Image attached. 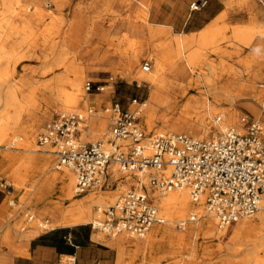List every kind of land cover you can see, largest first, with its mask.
Listing matches in <instances>:
<instances>
[{
    "label": "rangeland",
    "instance_id": "obj_1",
    "mask_svg": "<svg viewBox=\"0 0 264 264\" xmlns=\"http://www.w3.org/2000/svg\"><path fill=\"white\" fill-rule=\"evenodd\" d=\"M146 1L147 3L140 4L137 0H0V20L8 19L11 23L17 24L19 32H24L20 35H12L9 42L0 44V94L4 95L7 86L16 85L18 90L20 87L19 94L22 100L28 104V110L34 111L33 117H28L27 111L19 124L12 128L8 134L6 142L16 144L10 148H0V155L6 159L7 157L3 154L9 157L7 160L9 161L8 169L3 174L8 196L7 202L0 210V236L4 226L19 219L20 222L22 221L18 228L19 231L26 232L28 236H34L48 230L50 228L42 226L44 220L37 218L35 214L48 216L46 207L53 208L55 206L59 207L61 214L69 204L64 198V184L61 177L63 170L55 167L57 158L53 154L54 148H45L37 144L38 135L57 114L65 111L87 112L92 108L94 112L87 117L86 124L84 123L81 129L80 139L84 142H98L106 141L109 138L111 125L107 114L103 111L114 103L118 102L125 109L136 110L140 109L141 103L152 99L153 96L165 100L169 95L168 98L173 102V105L156 112L153 118L154 131H148L145 120L140 113V126L147 139L161 130L162 132H172L163 129L165 127L164 120L167 117H180L186 112V99L181 100L175 94H168L166 90L152 89L150 84L146 82L138 85L134 75L138 71L148 72L143 69L146 62L150 63V70H154L156 63L154 50L160 47L162 43L169 42L172 37L179 36L178 32L180 31L165 25L168 18L171 22L183 21L189 15L202 18L199 10L191 11L190 9L191 3L197 0H190V2L187 0ZM256 1L258 5L254 9L248 3L238 5V0H233L231 7L226 5L225 0H211L216 10L226 12V18L220 24V28L205 37V41L197 34L190 45L191 50L201 47L202 62H210L216 68L212 78L219 80V84L231 82L234 85L232 92L235 94L238 91H243V87L247 84L246 78L238 76V72H246L251 68L264 73V37L255 38L249 46L237 42L233 37L234 28L264 27V0ZM10 7L14 10V16L11 18L9 17ZM3 30V27L0 28V31ZM156 30L166 31L165 37H155L153 33ZM24 37L25 41H21L20 39ZM54 44H57L56 49L59 52L65 54V63L70 64L78 59L77 62L81 63L85 72L82 83V98L84 100L78 107L69 110L62 109L61 104L54 100L49 91L53 77L69 76L66 67L63 64L57 67L54 61L52 51ZM134 52L138 53L135 69L132 76H126L120 70L127 62L126 56L132 55ZM182 62L186 63L185 58L182 59ZM51 65H55V69L44 72ZM116 67H119L120 70L118 71ZM222 70L225 74L221 76ZM69 77H72V74ZM87 81H92L96 86H103L104 88L103 90L95 88L87 92L85 89ZM175 82L180 91L184 92L188 98L206 96L205 85L202 80L199 82L201 84L200 89L195 88L196 85L187 79L175 80ZM61 87L64 90L69 89L68 83L61 84ZM245 103L247 104V101L240 99L239 104ZM248 103L264 114V108L260 103L255 104L253 101ZM227 106V104L221 105L212 110L209 117L210 122H208L209 132L200 139L211 138L220 132L221 127L226 124L225 117L219 125L213 119L222 114L220 112ZM0 112L6 113L2 102ZM96 113L102 117L100 119L90 118ZM237 114L243 124L242 130L248 124L257 122L255 116L247 108L237 110ZM101 122H104L105 126L101 130L94 131L93 127L98 128ZM32 123L35 126L33 132H30L33 137L30 138L26 125ZM178 125L183 126L184 123L180 122ZM261 127L264 137L263 123H261ZM183 134L193 136L187 132ZM26 144L30 150H27ZM29 156H32L31 161H28ZM63 168L69 170L68 167ZM118 170L131 177L132 182L127 190L129 191L136 184V177L121 171L119 166ZM143 181L147 190L145 184L147 178H144ZM75 182L74 174V189ZM116 188L117 185L111 184L108 176L105 185L92 188L85 193L76 192V195L79 198H88L96 193L116 191L110 203L100 206L106 207L127 192H122L121 189L116 190ZM44 197L45 200L50 201L47 206L43 207V203L40 201ZM36 207L42 210H39L40 212L33 211V208ZM97 207L99 205H94L92 208V217L86 222L88 226L96 217ZM159 212L165 218L164 213L160 210ZM189 215L190 212L185 217L187 218ZM252 217L254 215L241 218L237 222L222 228L225 232L222 245L231 242L238 222ZM155 225L162 226L164 234L156 238L153 247H149L148 244L152 239V228ZM155 225L143 238H122L119 237L121 234L110 236L100 231L95 233L98 234L99 240L105 243L110 240H119L120 246L125 249L122 264H135L139 257V247L145 249L143 260L145 264H200L201 258L193 259L190 257L192 246L196 240L197 223H187L181 227L169 223ZM182 234L188 236L186 244L182 245V247L185 245L183 249L174 251L172 257L164 258L161 262L150 258L155 253L154 251L165 246L166 241L171 240L174 242V246H180L185 240ZM127 243L137 244V250L130 251ZM7 246L12 248L14 245L12 243L7 244L0 239V258L4 255L3 251ZM110 247L116 251L114 247ZM259 255L263 262L264 252L259 253ZM211 257L215 260L222 258L221 255L216 256V254ZM245 257L246 254L238 253L230 264H244ZM221 263L228 264V262L223 261ZM0 264H5V261L0 259ZM249 264H255V262L250 261Z\"/></svg>",
    "mask_w": 264,
    "mask_h": 264
},
{
    "label": "built area",
    "instance_id": "obj_2",
    "mask_svg": "<svg viewBox=\"0 0 264 264\" xmlns=\"http://www.w3.org/2000/svg\"><path fill=\"white\" fill-rule=\"evenodd\" d=\"M207 4L208 0H197L190 9L197 11ZM143 69L150 71V63L146 62ZM95 88L104 87L86 82L87 92ZM93 112L92 108L61 112L37 139L39 146L54 148L56 169L67 166L74 171L77 193L105 185L113 163L136 177V184L113 204L97 207L90 223L93 230L110 236H144L154 223L165 222L148 197L144 178L161 193L186 189L194 201L204 198L207 211L215 215L222 228L264 210V140L257 122L244 130L222 126L218 134L207 139L173 132H158L146 139L140 126L141 110L125 109L117 102L104 109L111 125L109 138L84 142L81 129ZM223 119L220 114L214 122L219 125ZM197 218L192 212L190 220ZM58 264L100 263H79L68 256Z\"/></svg>",
    "mask_w": 264,
    "mask_h": 264
},
{
    "label": "bare ground",
    "instance_id": "obj_3",
    "mask_svg": "<svg viewBox=\"0 0 264 264\" xmlns=\"http://www.w3.org/2000/svg\"><path fill=\"white\" fill-rule=\"evenodd\" d=\"M137 1L140 4L147 3L146 0ZM225 3L228 7H231L233 4V0H225ZM245 3H248L254 9L257 8L258 5L256 0H238V5H243ZM13 13L14 10L10 7V18L14 16ZM225 18L226 12H221L211 24L206 26L197 34H199L204 40L205 37H207L212 31L221 27L220 24L225 20ZM4 20L5 21L0 20V28H4L3 31H0V44L9 42V40L12 38V35H20L24 33L23 31L19 32L17 24H13L5 18ZM197 34L187 35L182 33L179 34L178 37H172L169 42L162 43L161 46L157 47L154 50L155 52L153 53L156 56L154 70H150L148 72L138 71L134 75L135 81H137L138 85L145 82L150 84V86L158 85L163 90H166L168 94H175L179 98H181V100L186 99V112L180 117H167L164 120L165 127L163 129L172 132H187L195 136L194 138L196 139L203 138L208 134L210 129L208 127V122H210L209 117L212 114V110H215V108H217L218 106L226 104L228 106L220 112L224 114L225 117L226 124H224L223 126L229 125L242 130L243 124L238 117L237 110H245V108L250 110V113L255 116L260 126L261 123L264 124V114L258 111L256 107L250 106L251 104L248 103L250 101L255 102V104L260 103L264 108V73L262 74L261 71H255L251 68L246 72H238V76L246 78L245 80L247 81V84L243 87V91H238L236 94L235 92L233 93L232 90L234 89V85L231 84V82L229 83L228 81L224 82V84H219V80L217 81L212 78V76L216 72V68L212 66L210 62H202L201 57L203 54L200 49L201 47H197L191 50V42L197 37ZM153 35L157 38H163L166 35V31L156 30L154 31ZM259 36L264 37V27L257 26L255 28L250 27L249 29L238 27L236 29L234 28L233 31L234 39H236L237 42L243 43L247 46L251 45L255 38ZM20 40L25 41V37L21 38ZM56 45L57 44H54V48H52L55 58L54 61L57 67H59L60 64H63L66 67L68 75L70 76V74H72V77H53L52 86L50 87L49 91L51 92L54 100L61 104L62 109L69 110L70 108L78 107L84 100L82 98V83L85 77V72L81 63L77 62L78 59L75 62L72 61L70 64L65 63L66 56L56 49ZM126 57L127 62L123 69L120 70L119 67L116 68L118 69V71L120 70V72L125 73L126 76H132L135 69V60L138 57V53L134 52L132 55H128ZM183 58H185L186 63L182 62ZM54 69L55 65H51L47 67L44 72H50ZM223 74H225L224 70H222L221 76ZM181 79H187L191 83H194L196 85L195 88L197 89L201 88V84L199 82L200 80H202L205 85L204 89L206 92V96H201L198 98H188L185 93L180 91V89L176 85L175 80L179 81ZM63 83H68L69 89H62L61 84ZM47 86H44V88H47ZM168 96L169 95H167L161 106H158L157 104H154L148 100L140 104L141 116L144 118L149 132L154 131L153 118L156 112L159 109L171 107L173 105V102L168 98ZM238 97L242 98L238 99ZM240 99L245 102L247 101V104H239ZM1 102L2 106L6 110V113L0 112V146L7 140L8 134L10 133L12 128H15L19 124L22 117L25 115L29 108L28 104L19 98L18 87L13 84L7 86L4 95L0 94V104ZM101 117L102 116L96 113L90 118L100 119ZM180 122L184 123V125H178ZM104 126L105 123L101 122L98 128L93 127V130H101V128H103ZM160 132H162V130ZM15 144L16 143L14 142L10 143L8 148ZM44 147L50 148L51 146ZM27 150H30L29 146ZM31 160L32 156H29L28 161ZM63 167L66 168L67 166ZM63 167H61L60 169L63 170L61 177L64 184V198L69 202V204L67 205V208L62 212L60 216L61 219L58 222H50L49 220H44V223L42 225L44 228H52L57 225H75L86 223L92 217V208L94 207V205L103 206L105 204H108L112 201L116 194V191H112L107 193H96L88 198L77 197L76 190L73 187L74 171L70 167H68L69 170L64 169ZM109 177L111 184L117 185L116 190L121 189L122 192L127 191L129 189L130 183L132 182L131 177L122 174L118 170V166L115 163L110 165ZM145 184L147 185L146 192L148 194V197L153 200L158 210L164 213L165 216L164 223L156 222L153 225L169 223L176 224L181 227L187 223L198 224L196 231V240L194 245L192 246V252L190 254L191 258H201L200 264H222V261L228 262V264H230L235 259V257H237L238 253H244L246 254L244 264H249L250 261L255 262V264H264V261L262 262L259 257V253L264 252L263 209L254 214V217H252L251 219H244L238 222L231 242L222 245L224 243L223 238L225 232L222 230V227L219 226L218 220L215 215L207 211L204 198H200L197 201H194L190 197L189 192L186 189H174L167 193H161L151 187L148 181H145ZM189 212L190 215L186 218L185 216ZM192 212H196L198 215L196 221L190 220ZM4 233V235L7 234L6 232ZM146 234L144 236H132L128 234L124 235H127L131 238H143L146 236ZM163 234L164 228L160 225H155L152 228V239L150 240L151 242H149L148 246L153 247L156 238L159 236H163ZM4 237L5 241L10 240V232ZM117 245L120 254L119 264H122L125 249L120 246L119 240L117 242ZM224 251L225 253H222ZM213 254H216V256L221 255L222 258L215 260L211 257Z\"/></svg>",
    "mask_w": 264,
    "mask_h": 264
},
{
    "label": "crops",
    "instance_id": "obj_4",
    "mask_svg": "<svg viewBox=\"0 0 264 264\" xmlns=\"http://www.w3.org/2000/svg\"><path fill=\"white\" fill-rule=\"evenodd\" d=\"M190 2V0H187ZM150 4V3H149ZM169 9V7H167ZM158 11V10H157ZM201 19L189 15L187 19L183 21H173L168 18L165 24L166 26L176 29L179 34H197L202 31L206 26L211 24L215 18L221 13V10H216L211 0H208V4L199 10ZM152 89H161L157 85H151ZM20 90V87H19ZM18 90V96L22 100ZM164 98H158L153 96L152 99L148 100L158 106L163 102ZM24 101V100H22ZM25 102V101H24ZM34 111L28 110V117H33ZM26 114V113H25ZM35 117V116H34ZM35 120V118H34ZM33 120V122H34ZM35 124L26 125L27 132H33ZM32 138V133L28 135ZM10 145L5 141L1 144L0 148H8ZM1 153V152H0ZM6 158L0 155V210L4 207L7 202V185L5 183V178L3 174L8 169V156L3 154ZM46 196V195H45ZM50 200H45V197L41 203L43 207L47 206ZM100 207V206H99ZM42 210L39 207L33 208V211ZM46 211L50 215H37L40 219L49 220L50 222H58L61 219V214L59 207L55 206L53 208L46 207ZM40 212V211H39ZM22 224L20 219L18 221H12L8 225L4 226L2 231V239L5 243H12L14 246L11 248L7 246L3 251V256L0 258L5 261V264H58L59 261L63 260L68 256H73L79 263H100V264H119V250L118 241L110 240L107 243L99 240L98 234L89 226L87 223H80L75 225H57L48 230H44L34 236L26 235V232L19 231V225ZM9 229V230H8ZM12 229V235L10 240L5 241V237ZM6 230V231H5ZM8 230V233H7ZM6 232L7 234L4 235ZM28 236V237H27ZM71 236V240H69ZM119 237H129L127 235L121 234ZM184 242L180 246H174V242L169 240L166 241L165 246L162 249L154 251L153 255L150 257L157 262H161L164 258L172 257L174 251H180L185 247L182 245L187 241L188 236L183 235ZM110 246L116 249L113 250ZM127 247L130 251H136L138 248L137 244L127 243ZM176 247V248H175ZM139 257L135 264H145L144 260V248L139 247ZM148 258L146 257V260ZM134 264V263H132Z\"/></svg>",
    "mask_w": 264,
    "mask_h": 264
}]
</instances>
